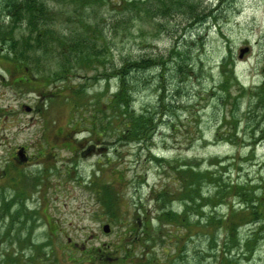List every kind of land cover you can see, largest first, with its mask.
I'll use <instances>...</instances> for the list:
<instances>
[{"label":"rangeland","instance_id":"1","mask_svg":"<svg viewBox=\"0 0 264 264\" xmlns=\"http://www.w3.org/2000/svg\"><path fill=\"white\" fill-rule=\"evenodd\" d=\"M121 1L49 0L32 29L0 0V168L28 157L0 264H264V0ZM121 85L142 138L108 123Z\"/></svg>","mask_w":264,"mask_h":264},{"label":"trees","instance_id":"2","mask_svg":"<svg viewBox=\"0 0 264 264\" xmlns=\"http://www.w3.org/2000/svg\"><path fill=\"white\" fill-rule=\"evenodd\" d=\"M47 1L49 0H12V2L14 3L13 5V13L16 12V14H18L19 16H24L25 20L28 23V26L30 28H35L37 29V24L35 20L41 19L47 21L48 19H51V11L50 8H46L47 5ZM59 1H68V6H70L71 2L72 4L74 3L76 6L74 8V11L76 13H80L82 11V8L84 6H91L93 11L95 9L96 6L98 5H102L101 2L106 1V0H52L53 3L58 4ZM108 1V0H107ZM121 3L126 4L127 6H134L135 3H128L126 0H122ZM81 5L80 7L78 5ZM84 9V8H83ZM43 18V19H42ZM42 33L40 36H42L43 34H47L49 36H52V34L50 33V30L47 27H44V29L40 32ZM41 38L37 39V45L40 47L41 44ZM87 41L84 39L82 41L83 43H86ZM43 50V48H42ZM84 51L86 53V55H79V59L76 60V63L78 65L81 64V66H83L84 68H89L91 62L87 63L89 60L92 61V58L90 56V53H88L85 50H80L78 51L77 49L75 50V52H77V54H79V52ZM19 55L16 54V57H18ZM87 61V62H86ZM140 60H125L124 61V65L120 68L118 67H113L111 69L112 70H117L116 72H114V74L120 78V80L122 82L126 81V76L130 74L131 71H136L137 67H139V62ZM142 63V62H141ZM141 66V65H140ZM225 66V65H224ZM19 68V67H17ZM21 68V67H20ZM145 68V67H144ZM107 70V69H105ZM110 72V73H111ZM110 73H107L108 78L113 77L112 75H109ZM113 74V73H112ZM230 75L232 76V73H230ZM60 78L64 79L65 78V74L60 75ZM129 98V90L127 88H125L123 85H121V87L119 88V90L115 93L113 100L110 101L113 102L110 105V119L108 120V123H114V125H118L120 126V128H122V131L124 133L123 137H129V135H131L132 137L135 138H142L141 136L143 135V133L145 131L150 132L152 130V128H150V122L148 124V121H144L143 117H136L135 115H133L130 110H129V102L127 101ZM100 121L99 116H97V114L93 113L92 114V119H91V127L95 128L96 125L98 124V122ZM72 123H75L77 121L73 120L70 121ZM76 125V124H75ZM149 126V127H146ZM147 133V132H145ZM144 139V138H143ZM255 206V207H254ZM252 206V211L251 213L253 214H261V211L258 212V208L257 205ZM249 208V207H248ZM18 212L20 214H22L23 210L19 209ZM250 214V213H249ZM170 216V218L172 217L174 220L178 219V215L177 214H173V213H169V214H165ZM247 216V215H245ZM182 217V216H180ZM163 218V217H161ZM262 221L264 220V218H260V219H256L254 220V222H258V221ZM229 226H233L234 223L230 220ZM173 227H175V229L177 230H182L183 228V221H179L176 222V224H171ZM228 227V226H227ZM234 229V227H233ZM189 231V229H187ZM228 230H230V228L228 227ZM10 231V230H9ZM11 232V231H10ZM6 255V254H5ZM48 256V255H47ZM95 258H98L97 255H95ZM103 260V259H101Z\"/></svg>","mask_w":264,"mask_h":264},{"label":"flooded vegetation","instance_id":"3","mask_svg":"<svg viewBox=\"0 0 264 264\" xmlns=\"http://www.w3.org/2000/svg\"><path fill=\"white\" fill-rule=\"evenodd\" d=\"M72 125H73L72 128L69 131L68 130L66 131L67 133L64 135V138L67 140L75 138L72 141L73 144H75L78 138L82 135V132H84L85 130L77 129L78 127L75 124H72ZM61 132H63V130L60 131L59 133ZM84 142L85 143L89 142V140H86ZM0 148H1V144H0ZM37 155H38L37 157L38 160L31 163V165L36 166V167L45 162L46 154L41 152ZM27 160H28V157L26 155V147L18 146L16 147V149H13V151H11V153L8 156V161L5 162L4 167L0 168V196H1L0 197V218L3 217L4 215L5 219L10 220L8 228L11 227L12 225L11 220L13 216L12 214L9 215V211H12L14 201L11 199L12 196H10L11 200L7 199V197L5 196L6 194L5 190H9L13 187H15L16 189L22 190V188L24 187L23 185L25 184L23 181V171L26 168V166H24L23 163L26 162ZM26 165H29V164H26Z\"/></svg>","mask_w":264,"mask_h":264},{"label":"water","instance_id":"4","mask_svg":"<svg viewBox=\"0 0 264 264\" xmlns=\"http://www.w3.org/2000/svg\"><path fill=\"white\" fill-rule=\"evenodd\" d=\"M110 229H109V226L108 225H105V227H104V231L105 232H108Z\"/></svg>","mask_w":264,"mask_h":264}]
</instances>
